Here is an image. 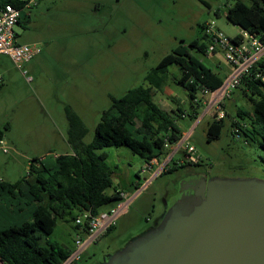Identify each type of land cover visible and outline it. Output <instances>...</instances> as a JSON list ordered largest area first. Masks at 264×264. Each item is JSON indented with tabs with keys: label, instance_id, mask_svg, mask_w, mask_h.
Wrapping results in <instances>:
<instances>
[{
	"label": "rangeland",
	"instance_id": "374dc122",
	"mask_svg": "<svg viewBox=\"0 0 264 264\" xmlns=\"http://www.w3.org/2000/svg\"><path fill=\"white\" fill-rule=\"evenodd\" d=\"M233 2L34 0L24 6L21 9L24 18L14 26L16 42L36 45L40 51L22 69L15 67L8 55L0 53V127L8 148L6 153L0 149V179L19 181L33 157L50 164L56 154L69 151L66 106L80 117L87 128L83 141L90 142L111 97H119L135 86H145V75L160 58L178 44L201 39L203 25L214 21L226 35H234L238 27L225 17L227 7ZM192 53L224 77V72L217 67V64H226L221 53ZM178 73L175 65L170 66L165 87L154 92V102L164 111L176 106L190 110L186 92L175 82ZM232 96L234 102L229 99L223 102L231 116L237 106L252 109V103L239 89ZM200 99L206 102L207 96ZM200 104L196 119L187 116L177 119L178 127L187 137L181 146L173 144L172 150L176 153L168 165H173V161L175 165L181 164L178 158L184 156L182 147L188 142L195 148L194 155H199L202 161L201 173L191 175L264 179L263 151L243 137L233 138L228 117L224 118L220 136L206 141L205 129L213 119V111ZM105 150L112 176V186L107 191L122 190L128 203L110 229L95 239L82 238L81 250L69 264H102L108 255L154 226L164 214L182 176L189 173H181L180 169L152 176V171H141L145 160L128 146H111ZM162 157L166 159L168 155ZM157 167L160 169V163H156L154 168ZM119 202L100 209L108 211ZM71 214L84 218L76 209ZM73 227V220L57 218L48 238L73 254L77 245ZM0 264L4 262L0 260Z\"/></svg>",
	"mask_w": 264,
	"mask_h": 264
},
{
	"label": "trees",
	"instance_id": "16d2710c",
	"mask_svg": "<svg viewBox=\"0 0 264 264\" xmlns=\"http://www.w3.org/2000/svg\"><path fill=\"white\" fill-rule=\"evenodd\" d=\"M27 2L0 0V9L6 4L22 9ZM225 17L240 30L264 40L262 0H234L227 7ZM21 18L20 14L17 23ZM233 37L237 38L238 34ZM208 43L203 33L201 39H193L186 45L178 44L145 75V86L132 87L119 97L112 96L108 107L100 114L90 142L83 141L87 128L80 117L69 106L65 107L69 151L55 155L50 164L33 157L29 160L25 176L19 181L11 183L0 179V260L4 264H61L70 252L48 238L57 218L73 220L74 230L78 232L81 228V238H85L87 217L84 215L96 216L102 212V206L114 205L120 200L119 189L107 191L112 186V176L106 163L108 153L105 148L126 145L145 161L168 155L164 140L172 145L182 137L177 119L184 118L182 115L196 119L197 107L201 104L194 99L199 90L213 91L225 78L192 53L207 54ZM172 65L179 69L180 75L175 82L188 96L189 111L179 106L164 111L153 100L154 92L165 87L168 68ZM257 72L263 79L255 77ZM237 89L252 103V109L237 106L234 116L225 109L223 118L207 123L206 141L220 136L224 118L228 117L231 136L256 143L264 153V66L259 69L252 67L242 77L240 85L227 98L231 102H234L232 95ZM3 137L0 127V139ZM201 165V158L185 160L179 165L173 161V165L160 172L181 169V173H200ZM73 209L84 216L81 223H76L79 217L71 214Z\"/></svg>",
	"mask_w": 264,
	"mask_h": 264
},
{
	"label": "water",
	"instance_id": "95a60500",
	"mask_svg": "<svg viewBox=\"0 0 264 264\" xmlns=\"http://www.w3.org/2000/svg\"><path fill=\"white\" fill-rule=\"evenodd\" d=\"M173 199L102 264H264V179L190 175Z\"/></svg>",
	"mask_w": 264,
	"mask_h": 264
},
{
	"label": "built area",
	"instance_id": "2783aa9c",
	"mask_svg": "<svg viewBox=\"0 0 264 264\" xmlns=\"http://www.w3.org/2000/svg\"><path fill=\"white\" fill-rule=\"evenodd\" d=\"M32 1L34 0H28L25 6L29 5ZM20 14L21 9L11 4H6L0 9V53L8 55L12 63L18 69H22V66L29 62L32 57L40 51L39 47L36 45L20 44L16 42L14 26L17 24ZM203 31L209 42L206 53H221L229 70L218 88L213 91L202 88L199 90L194 100L203 103L207 110H212L213 119L219 120L225 116V109L223 106L224 100L230 97L233 90L240 85L242 77L247 75L252 67L259 69L264 66V40H261L259 36L253 35L246 30H240L237 38L228 36L215 25L214 21L206 23L203 27ZM22 73L25 74V71ZM259 76L263 79L260 72H257L255 77ZM200 96H207L206 102L201 100ZM182 116L185 117V115ZM233 130L237 132V128ZM186 137L187 135L184 134V137L182 139L180 138L181 140L179 139V142H176V144L181 146ZM170 146L172 145L165 139L164 147L168 148ZM0 149L4 153L8 151L3 138L0 139ZM182 149L184 154H186V158L184 160H179V163L190 159H200L199 155H194L195 148L190 143L185 142ZM175 152L176 150H174L168 160L156 173L167 167V162L171 160ZM157 160L158 158H151L145 161L141 171L146 172L151 170L158 162ZM118 196L120 197V202L116 207H111L108 211L100 212L96 216L84 215L87 217L86 237H89L90 240L97 238L104 233L108 227L113 225L116 216L125 208V205L128 203L125 192L120 190ZM76 223H81V219L77 218ZM80 230L81 228L76 233L74 239L75 244H77L75 247L76 251L70 254L71 256L69 255L70 257L68 256L61 264H69L78 256L82 247L80 241L83 240L80 235Z\"/></svg>",
	"mask_w": 264,
	"mask_h": 264
},
{
	"label": "crops",
	"instance_id": "0c3cea01",
	"mask_svg": "<svg viewBox=\"0 0 264 264\" xmlns=\"http://www.w3.org/2000/svg\"><path fill=\"white\" fill-rule=\"evenodd\" d=\"M28 6V5H27ZM21 16H22V18H24V16H23V11L21 10ZM21 22V21H20ZM240 32V29L238 28V31L234 34V35H236V34H238ZM234 35H232V36H234ZM217 67H219L220 68V70H222L223 72H224V76H226L227 75V73H228V66H227V64H224V66H222L221 64L219 65V64H217ZM179 75H180V72L178 73V77H179ZM234 95V94H233ZM170 109V108H169ZM182 134L184 135L185 134V132H182ZM173 147H175V146H173V144H172V146H170V147H168V148H166V149H168L169 150V152H168V157L166 158V159H161V158H159L158 159V162L157 163H160V165L162 166L167 160H168V158L170 157V155L174 152L172 149H174ZM68 152V151H67ZM64 153H66V152H64ZM176 153V152H175ZM174 153V154H175ZM57 155V154H56ZM173 156V155H172ZM186 158V156H183L182 158H178V160H183V159H185ZM154 167H156V164L152 167V169L151 170H149V171H152V173L153 174H151L152 176L153 175H155L156 174V172L159 170V167H157V168H154ZM169 167V165H168V162H167V167H165L164 168V170L166 169V168H168ZM154 168V169H153ZM161 171V170H160ZM159 171V172H160Z\"/></svg>",
	"mask_w": 264,
	"mask_h": 264
},
{
	"label": "flooded vegetation",
	"instance_id": "af4514ba",
	"mask_svg": "<svg viewBox=\"0 0 264 264\" xmlns=\"http://www.w3.org/2000/svg\"><path fill=\"white\" fill-rule=\"evenodd\" d=\"M200 173H201V172H200ZM191 174H194V172H191V173L189 172V173L185 174L184 177L182 176V178H185V177H187V176H190ZM205 176H208V175H205ZM177 189H178V187H177ZM177 189H176V191H175V193H174L175 195H176V193H177ZM174 194L171 195V197L169 198V201H170V200H174V199H173L174 196H175ZM169 201H168V203H169ZM168 203H167V206H168ZM167 206H166V207H167ZM157 223H158V222H157ZM157 223H156L154 226H156ZM154 226H152L151 228H153ZM151 228H149V229H151ZM149 229L145 230L144 232L148 231ZM144 232H143V233H144Z\"/></svg>",
	"mask_w": 264,
	"mask_h": 264
}]
</instances>
